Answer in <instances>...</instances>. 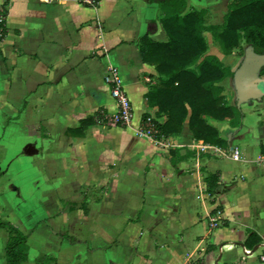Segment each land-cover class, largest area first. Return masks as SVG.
Returning a JSON list of instances; mask_svg holds the SVG:
<instances>
[{
  "label": "crops",
  "instance_id": "1",
  "mask_svg": "<svg viewBox=\"0 0 264 264\" xmlns=\"http://www.w3.org/2000/svg\"><path fill=\"white\" fill-rule=\"evenodd\" d=\"M228 3L0 0V219L26 234L23 264H264V60L243 69L242 39L222 51ZM186 14L200 38L190 68L215 57L224 72L213 85L242 113L239 126L202 115L215 143L194 139L187 118L166 137L140 125L166 119L146 96L166 76L142 60L140 40L149 27L167 42L164 18ZM109 69L131 105L125 127L111 122ZM4 244L0 229V264Z\"/></svg>",
  "mask_w": 264,
  "mask_h": 264
},
{
  "label": "trees",
  "instance_id": "2",
  "mask_svg": "<svg viewBox=\"0 0 264 264\" xmlns=\"http://www.w3.org/2000/svg\"><path fill=\"white\" fill-rule=\"evenodd\" d=\"M165 1L157 0L159 4ZM173 3L172 8L177 10L179 4ZM193 24L194 18L191 14L184 15L180 22L166 17L163 26L170 35L167 42L150 40L147 37L151 32L149 27L140 40L139 52L142 60L154 63L157 72L166 76L160 86L146 95L154 101L158 111L166 115V119L161 123L151 119L147 121V115H143L140 125L143 129L152 127V135L155 137H166L178 133L183 120L187 118L188 128L194 139L215 143L218 140L217 130L206 124L202 115L206 114L218 120L236 115L239 126L242 113L234 107L226 106L219 95V88L213 85L224 72L215 57L204 58L196 70L190 68L200 51V38L191 31ZM4 35L5 29L0 19V40ZM216 37L220 40L224 53L238 46L240 39L250 45L255 53H264V0L230 1L223 30ZM101 120V112L98 111L80 120L79 125L72 131L82 134L89 125ZM112 124L125 127L119 123ZM203 181L206 191L213 193L217 176L208 173ZM0 229L5 230V264H23L27 260L26 234L4 219H0Z\"/></svg>",
  "mask_w": 264,
  "mask_h": 264
},
{
  "label": "built area",
  "instance_id": "3",
  "mask_svg": "<svg viewBox=\"0 0 264 264\" xmlns=\"http://www.w3.org/2000/svg\"><path fill=\"white\" fill-rule=\"evenodd\" d=\"M79 1L90 7H95L97 4V0H79ZM105 81L109 84L111 95L116 101V105H117L116 113L112 117L111 122L119 123L121 125L126 126L130 122V118H131V105L125 93L120 89L116 77V72L113 69H109L108 74L105 76ZM149 120L150 118H147V121ZM142 131L150 134L154 130L152 127H147L146 129H142ZM260 259L264 261V253L260 255Z\"/></svg>",
  "mask_w": 264,
  "mask_h": 264
},
{
  "label": "water",
  "instance_id": "4",
  "mask_svg": "<svg viewBox=\"0 0 264 264\" xmlns=\"http://www.w3.org/2000/svg\"><path fill=\"white\" fill-rule=\"evenodd\" d=\"M264 60V56L260 55L258 56L257 53L254 52L253 48L249 45L246 49V59L244 61L243 69L249 67H252L253 65H256V63H261ZM251 72H253V67L250 69L248 68Z\"/></svg>",
  "mask_w": 264,
  "mask_h": 264
},
{
  "label": "rangeland",
  "instance_id": "5",
  "mask_svg": "<svg viewBox=\"0 0 264 264\" xmlns=\"http://www.w3.org/2000/svg\"><path fill=\"white\" fill-rule=\"evenodd\" d=\"M232 1V0H229V2ZM241 51H238V55H240ZM196 211H199L200 210V206H199V203L196 202V205H195V208H194ZM120 218H117V217H112L111 219V223H120ZM258 253V252H257ZM255 252V255L257 254Z\"/></svg>",
  "mask_w": 264,
  "mask_h": 264
}]
</instances>
